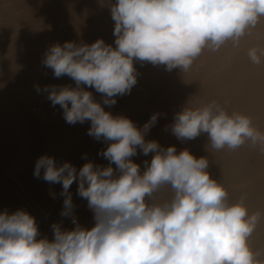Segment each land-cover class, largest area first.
Returning a JSON list of instances; mask_svg holds the SVG:
<instances>
[{
	"label": "clouds",
	"instance_id": "obj_1",
	"mask_svg": "<svg viewBox=\"0 0 264 264\" xmlns=\"http://www.w3.org/2000/svg\"><path fill=\"white\" fill-rule=\"evenodd\" d=\"M110 11L115 47L103 39L91 45L56 43L43 64L56 78L70 77L75 87L36 86L61 107L67 123L90 121L88 135L111 142L100 153L109 166L89 161L77 171L69 162L57 166L52 157L38 158L34 175L41 178L42 172L44 181L62 185L61 215L72 217L76 227L53 224V240L37 239L29 213H0V264H264V250L252 246L264 213L251 212L245 195L231 202L224 185L208 172L206 157L146 141L159 113L138 128L131 119L106 111L84 87L94 88L103 105L112 106L137 83L134 61L186 73L206 49L217 52L229 41L238 48L264 20V0H116ZM247 57L264 65V47L249 48ZM171 131L181 141L206 133L207 147L217 151L249 144L264 152V131L252 118L229 113L215 101L184 107ZM138 150L154 153L143 172L131 159ZM74 182L94 213L91 229L73 215L69 189ZM164 188H170V198L149 202Z\"/></svg>",
	"mask_w": 264,
	"mask_h": 264
},
{
	"label": "bare ground",
	"instance_id": "obj_2",
	"mask_svg": "<svg viewBox=\"0 0 264 264\" xmlns=\"http://www.w3.org/2000/svg\"><path fill=\"white\" fill-rule=\"evenodd\" d=\"M82 1L94 4L91 7H88V10H96V12H93L89 15L80 14L81 9L79 3L59 0L54 3H49L48 5L46 2H37L35 6L38 8V11H41V13L35 12L34 14H31L24 8H20L18 10L23 11H19L17 16L20 20L33 18V20H36L39 23L48 22L53 24H63L65 22L73 24L74 22L76 23L80 20L96 21L102 24L114 22L110 13H107V8H109L112 0ZM14 13H16V11ZM72 32L73 29H66L65 32L62 33L68 34ZM13 34L10 33L9 35L0 37V91L3 89L2 87L6 86L15 84H22V86H20V90L17 93V97L19 99V102H17L19 109L15 108L14 106H10V103H0V110L5 108L7 114L12 116L10 123L0 119V188L9 193V202H14L17 210H24L35 218L38 231L46 235L47 238L49 237L51 241L54 239V233L52 229L53 224H58L64 230H71L76 227V224L73 223L72 217H65L61 215L64 201V197L60 195L62 192V185L51 184L44 181L42 179V172L41 178H37L34 175L36 161L41 156L47 155L54 158L57 166H60L65 162H69L73 166L75 165L77 171H79V169L89 161L93 162L94 165H97L96 159L101 160L104 158L102 155H100V153L105 151L111 142L104 141L102 139L98 141L94 137L88 135V130L91 125H87L86 127L82 128L80 127V133H82V137H78L75 134V131L79 130L80 123H67L64 119L63 110L61 107L59 105L53 106L50 100L47 99L48 93L37 92L36 86H39L41 89L47 85H55L57 87H75V82L70 77L62 76L60 78H56L52 69L47 68L43 64L45 54H35L33 59H27L23 55L15 54L14 50L18 48L20 50H26L27 47L33 44H37L38 46L45 45L48 41L52 40V31H48L43 28L31 38H29L24 32L21 34ZM261 38H264V34H259L258 39H255L249 45H253L255 42L258 43ZM92 43H89L88 40H86L77 44L91 45ZM1 49H5V52L1 51ZM235 52H238V48L236 47L232 50V52H229V54L232 55ZM235 63V59L230 58L217 61L211 68L206 69L203 74H219L220 72L230 69L235 65ZM155 66H152L147 62L142 63L140 61H134V67L136 69L137 75L136 85L132 88L130 94L118 96L117 99H119V101L116 102L114 106L103 105L102 100L100 103L102 106H104L105 110L111 112L113 116H125L131 119L136 126L137 121L135 118L139 111H152L153 113L158 112L156 109H154L155 107L152 106L151 100L146 101L143 104H135L132 103L130 99L131 95H135L137 92L139 94L146 95L152 93L153 86L147 84L140 86L139 83L144 78V81L148 79L149 76L146 74L154 69ZM262 66L264 67V65ZM139 72H145V77H141ZM202 83L200 82L199 85L201 86ZM84 87L87 91H90V88L87 86ZM224 94L226 93H221V97L225 96ZM259 94L260 97H264V91L260 90ZM246 96H248L247 101H256L259 97L257 95L253 97H250L251 95ZM33 98L36 100L33 101ZM185 99L187 100L186 104H188L190 107H199L208 104L203 97L197 96L196 94H191ZM253 107L254 105H252V103L249 106L245 105V108L242 106H237V108H234L231 110V112H238L242 109L243 111L245 110L250 112ZM165 108L167 110L166 112L176 113L180 111V109H178V105L174 101H168V104H166ZM261 111H264V109ZM252 120L253 124L259 122V120L264 122V117L261 119L252 118ZM12 125L16 130H14L15 133H13V129H11ZM171 125L172 124H167L166 128L161 129L160 133L155 128V139L152 138L154 136L151 131L147 132L145 140H155L159 143V145L163 143L168 147L175 146L176 149L178 146L185 147L186 145L194 148L206 141L205 138H202L204 136L192 140L179 141L176 136L172 134ZM137 127L140 128L139 126ZM67 133H70V136L65 137L64 134ZM248 149L249 151L247 152L232 154L230 156L232 162H228L224 164V166L220 165L218 162L217 164L215 163L216 172H218V170H227L226 173L232 171L231 175H220L221 173L217 175L214 171L211 172V177L221 184L224 183L223 181H227L229 184L233 185H245L249 183L254 185L260 180L264 182V170H261V168L264 167V161L259 160L260 163H258L260 166H249L247 169H245L246 167L244 166V164H246L245 162L250 159L263 156L264 152H262L259 147H248ZM17 150L18 155L15 159H13L10 155V152ZM180 150L182 151V149H177V152ZM152 154L154 155V153ZM149 155L150 153L145 156L141 152L139 154V159L135 156H133L131 159L133 162L146 159L151 161L153 155L151 157H149ZM225 155L226 153L214 150L209 154L203 153L196 157H206L208 160H215L218 158L219 160ZM81 159H84V162L77 165V162H79ZM103 161L104 163L99 164L98 166L108 167L109 161L107 159H104ZM111 166L114 169L116 168L114 164ZM145 169L146 168L144 167L140 168L141 172H143ZM26 177H30L32 186L34 185L36 189L39 190L35 196L30 194L28 191L29 186H26L27 183L26 185L23 183ZM77 189V182H74L69 189L74 205L73 215L76 219V222L80 226L86 229H91L95 224L94 213L91 209H89L87 201L77 194ZM163 190L166 193V199L170 198L172 195L170 188H164ZM58 196L60 197L58 198ZM250 197L253 199L252 208L254 212L260 211L261 213H264V188L260 190L253 189ZM232 199L233 196L230 194L229 200L231 202H233ZM12 209L14 210V208ZM13 210L12 213H14ZM9 214H11V212ZM65 221H68L69 225H67ZM263 229L264 221H262V224L259 225L258 230L253 233L252 240L255 238V235L261 233Z\"/></svg>",
	"mask_w": 264,
	"mask_h": 264
},
{
	"label": "rangeland",
	"instance_id": "obj_3",
	"mask_svg": "<svg viewBox=\"0 0 264 264\" xmlns=\"http://www.w3.org/2000/svg\"><path fill=\"white\" fill-rule=\"evenodd\" d=\"M7 1H9L10 3ZM57 1L59 0H0V37H4V35L6 36V35H9L10 33L12 34L14 33L13 35H15V33L21 34L24 32L28 35L29 38H31L43 28L48 31H52L53 33L52 40L48 41L45 45L38 46L37 44H33L27 47L26 50L25 49L20 50L18 48L14 50L15 54L23 55L27 59L28 58L33 59L35 54H45L46 51L50 48V46L56 43L63 45V43L68 42V41L80 43L82 41L88 40L89 43H92V42L94 43L98 39H103L106 44L112 45L113 47H115L114 42H115L116 37L113 34L115 22L102 24L96 21L80 20L76 23L74 22L73 24L66 23V22L63 24H53V23H48V22L39 23L38 21L33 20V18H27L24 20L18 19V16H17L18 12L23 11V10H18L20 8H24L31 14H34L35 12L41 13V11H38V8H36L35 6L37 2L38 3L46 2V4L48 5L49 3H54ZM66 1L79 3L80 9H81L80 14L89 15L93 12H96V10H88V7H91L92 5H94L92 3L82 1V0H76V1L66 0ZM115 2L116 0H112L109 5V8H107V13H110V15H111V11H110L111 6L115 4ZM15 11L16 13H14ZM66 29H73V32L68 33V34L62 33V32H65ZM259 34H264V20H262L255 29L251 30L250 34L246 35L245 37L241 39L240 45L238 47V52H235L232 55L229 54V52H232V50L235 48L233 47L231 41L227 42V44L223 46L217 52H211L206 49L202 53V55L195 60L191 69L186 73L181 72L179 69L167 71L165 67L162 65H156L158 67L155 66V68L152 69L148 74H146L145 72H139L140 76L143 78L145 77V74L149 76L147 80L144 81L145 79L144 78L139 83L140 86L143 84L151 85L153 86V90H152V93H149L148 95L139 94L138 92L135 95L134 94L131 95L130 97L131 102L135 104L136 103L143 104L146 101L151 100L152 106H154L155 107L154 109L158 111L156 113H159L158 122L153 127H151V129L148 132L151 131V133L154 136L156 134V132H154L155 128L160 133L161 129L166 128L167 124L168 125L173 124L175 114L180 112L184 107L189 106L188 104H186L187 100L185 98L189 97L191 94H196L197 96L203 97L206 103H211L215 101L223 105L229 112H231V110H233L234 108H237V106H242L243 108H245V105L249 106L252 103L254 107L251 109L250 112L245 111V110L243 111V109L238 112L247 114L251 118H254V119L255 118L261 119L262 117H264L263 116L264 111H261L264 109V97H260V94H259L260 90L264 91V67L262 65L257 66V65L252 64L247 57V50L249 48L256 47V46L264 47V38H261L260 41H258V43L255 42V44L249 45L252 41H254L255 39H258ZM1 51L5 52V49H1ZM229 58L235 59L236 61L235 65L232 66L230 69L220 72L219 74H208V75L203 74L206 69L211 68L213 64L216 63L217 61H222V60H226ZM149 64L152 65L151 63ZM200 82L201 83L203 82L201 86L199 85ZM20 86H22V84H15L11 86L2 87L3 89L0 91V103L2 104H4V102H6L7 104L10 103V106H14L15 108L19 109V105L17 103L19 102L17 93L20 90ZM90 92H92L93 98L97 102H102L103 100L102 94L96 92L94 88H90ZM224 92L226 93L224 94L225 96L221 97V93H224ZM246 95H251L250 97L257 95L259 97L256 101H253V100L247 101L248 96ZM32 100L35 101L36 99L33 98ZM116 101L117 102L119 101L117 97H116ZM168 101L169 102L174 101L178 105V109H180V111L176 113L166 112L167 110L165 106L166 104H168ZM153 114L154 113L152 111H139V113H137L136 118H135L137 121L136 122L137 126H139L140 128H143V125L149 121L150 117ZM11 117L12 116L7 114L5 108L0 110L1 120H4L10 123ZM263 123L264 122L259 120V122H256L254 125L258 127L261 131H264ZM87 125H91L90 121H85L84 123H80L79 130L75 131V134L78 137H82V133H80V127L81 128L86 127ZM13 127L14 126L12 125L11 129H13V133H15L16 130ZM64 136L65 137L70 136V133L64 134ZM201 136H204L202 138H205L206 141H204L202 144H199V146H196L194 148L189 145H186L185 147L178 146L177 149L178 150L187 149L195 156H198V155L200 156L203 153L209 154L210 152H213L214 151L213 149H211L210 147L209 148L207 147L209 144L207 134L202 133L197 138H201ZM152 138L155 139L156 137L154 136ZM247 145L249 144H245L244 146L239 148L240 150L237 149L236 151H230L227 149L219 150L218 152L226 153V155L223 156L219 160L218 158H216L215 160H208L209 161L208 172L210 174L211 172H214V171L216 172L215 163L217 164V162L223 166L224 164L228 162H232L230 159V156L232 154L249 151L248 147H251V146L250 145L247 146ZM160 146L164 149L168 147L166 146V144L164 145L163 143H161ZM140 153L141 152L138 150V154L135 157H138L139 159ZM10 155L13 159H15L16 156L18 155V150L10 152ZM152 155L153 154L150 153L149 157H151ZM257 158H253L245 162L246 163L244 164V166L246 167L245 169H247L249 166L251 167L260 166L259 165L260 161H264V153H263V156H260ZM104 159L105 158L101 160L96 159V164L99 165V164L104 163L103 161ZM146 161L148 162V164H150V161H148V159L140 160V161L138 160L135 163H138L140 165V168L142 167L146 168L145 167ZM83 162H84V159H81L79 160V162H77V165L82 164ZM210 162H212L213 164ZM261 170H264V167L261 168ZM226 171L218 170L216 174L218 175L221 173L220 175H228V176L231 175L232 171H229L227 173ZM223 182L224 183L222 184L227 189L229 195L231 194V196H233V199H232L233 202L239 200L242 195H245L246 205L247 206L249 205L248 206L249 210L251 212H254L252 208L253 199L251 198L252 196L250 197V194L253 189H256V190L263 189L264 184L262 183L264 182L260 180V181H257V184L255 183L254 185L250 183L245 184V185H233V184H229L227 181H223ZM23 183L25 185L27 183L26 186L30 187V188L28 187V191L33 196H35L37 191H39L38 189H36L34 185L32 186L30 177H26ZM59 197L60 196H58V198ZM9 199H10L9 193L5 192L4 190L0 188V213H3V211L5 212L6 210H8L7 212L8 213L11 212L12 214V210H13L12 208H14L13 212H15V210L17 211L16 205L14 204V202L13 203L9 202ZM153 199L165 200L166 193L162 189L160 192H158L155 195L154 198H151L149 202H152ZM65 223L69 225L68 221H65ZM261 224L262 222L259 225ZM259 225L256 231L258 230ZM258 234H256L255 238L252 240V246H253L254 251L264 250V229L261 233H258ZM39 236L40 237H37V239L47 238L46 235L42 234L40 231H39ZM47 239L50 240L49 237Z\"/></svg>",
	"mask_w": 264,
	"mask_h": 264
}]
</instances>
